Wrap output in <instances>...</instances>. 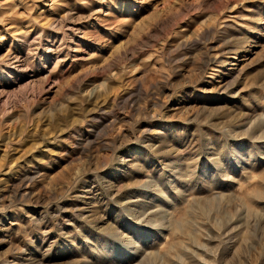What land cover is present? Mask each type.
I'll list each match as a JSON object with an SVG mask.
<instances>
[{
  "label": "rangeland",
  "instance_id": "rangeland-1",
  "mask_svg": "<svg viewBox=\"0 0 264 264\" xmlns=\"http://www.w3.org/2000/svg\"><path fill=\"white\" fill-rule=\"evenodd\" d=\"M0 264H264V0H0Z\"/></svg>",
  "mask_w": 264,
  "mask_h": 264
}]
</instances>
